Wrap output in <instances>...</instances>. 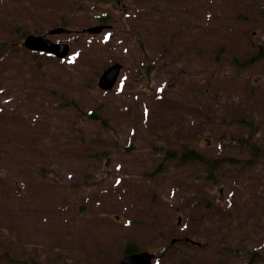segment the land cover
Instances as JSON below:
<instances>
[{
    "label": "rangeland",
    "instance_id": "rangeland-1",
    "mask_svg": "<svg viewBox=\"0 0 264 264\" xmlns=\"http://www.w3.org/2000/svg\"><path fill=\"white\" fill-rule=\"evenodd\" d=\"M58 27L62 58L12 47ZM0 42V264L264 257V0H0Z\"/></svg>",
    "mask_w": 264,
    "mask_h": 264
},
{
    "label": "trees",
    "instance_id": "trees-1",
    "mask_svg": "<svg viewBox=\"0 0 264 264\" xmlns=\"http://www.w3.org/2000/svg\"><path fill=\"white\" fill-rule=\"evenodd\" d=\"M263 57H264V47L259 46L258 49L254 52V54L247 58L246 63L254 62L255 60L259 58H263ZM73 105L76 106L75 103H73ZM89 116L92 117L93 119L99 120L104 125H106V121L103 117H101L100 113L93 111L89 113ZM246 142H247V146L250 147L252 153H256L257 149L255 148V146L252 143H249L248 141ZM179 159L181 161H186V160L198 161L200 166H202L201 167L202 170L205 172L204 177L207 179L212 178L211 176L214 175V171L218 168L222 160H225V159L232 160L231 158H207L205 156L199 155L194 149H186L184 153L180 154ZM136 249L137 247L135 246V244L129 243L126 245L124 253H129ZM247 254L249 255V257L247 258V261L245 262V264H253L258 259H264L263 257H260V253L258 252L248 251ZM4 255L7 261L9 262L14 261V259L8 256L7 253H4Z\"/></svg>",
    "mask_w": 264,
    "mask_h": 264
},
{
    "label": "water",
    "instance_id": "water-1",
    "mask_svg": "<svg viewBox=\"0 0 264 264\" xmlns=\"http://www.w3.org/2000/svg\"><path fill=\"white\" fill-rule=\"evenodd\" d=\"M25 43L27 46L36 49H43L47 51L54 52L57 55H64L67 51V45H60L58 43H52L50 40L40 36L29 35L26 38ZM118 65H114L104 71L99 79V84L101 87H110L111 82L116 76ZM150 256L146 252H137L124 256L120 260V264H150Z\"/></svg>",
    "mask_w": 264,
    "mask_h": 264
}]
</instances>
